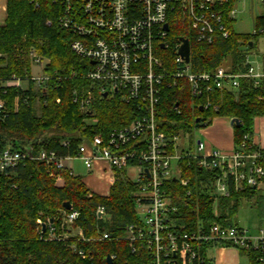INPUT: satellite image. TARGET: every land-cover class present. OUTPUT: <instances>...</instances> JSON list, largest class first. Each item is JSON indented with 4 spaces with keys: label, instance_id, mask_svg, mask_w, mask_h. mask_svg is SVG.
Returning a JSON list of instances; mask_svg holds the SVG:
<instances>
[{
    "label": "trees",
    "instance_id": "1",
    "mask_svg": "<svg viewBox=\"0 0 264 264\" xmlns=\"http://www.w3.org/2000/svg\"><path fill=\"white\" fill-rule=\"evenodd\" d=\"M38 3L36 7L32 0H7V17L0 27V79L16 77L30 81L27 92L19 88L7 89L5 94L0 91L10 111L8 116L0 118V150L11 147L20 152L47 150L76 155L82 143H89L97 135L107 137L114 129L129 126L137 116L136 109L115 95L99 97L91 114L81 111L74 100L89 83L70 77L72 70L84 71L81 59L71 50L75 36L59 27L58 17L62 13L59 4L51 0ZM239 3L240 0H227L220 6L224 24L232 34L229 39L217 40L211 45L195 42L179 13L171 17L167 41L173 44L181 38L190 40L194 72H211L218 68L231 73L245 70L242 64L246 53L257 49L264 34L233 31L230 13ZM48 21L51 25H47ZM256 21L257 29L264 28L263 17ZM33 51L49 60L45 73L55 78L37 91L30 80ZM157 53L166 56L165 64L171 66L170 51L158 46ZM262 97L264 87L256 89L251 80L242 79L237 91L224 90L213 95V101L220 106L218 111L201 112L203 101L195 100L188 81L180 79L176 86L165 89L159 106V126L169 136H185L206 126L205 121L210 116L237 118L241 125L234 126V141L239 146L245 134L252 135L254 119L264 117ZM176 107L180 114L175 111ZM66 140L70 141L67 148L62 145ZM180 167L182 177L189 180L188 186H182L178 180L167 184L178 209L172 216L178 227L194 231L212 224L238 226L233 220L242 201L255 198L258 188L233 192L228 198L218 197L213 194L209 172L187 160L181 162ZM55 174L63 178L62 186L56 185L46 163L29 160L0 174V264H108V256H115L113 264H151L148 249L141 248L132 254L127 242L114 240L124 236L130 225L139 224L133 199L135 184L128 170L116 172L109 197L92 193L81 177L68 171H55ZM65 202H70L73 211L79 212L74 226L82 230L84 240L77 237L64 241L52 239L62 233L59 214L65 210ZM100 205L106 209L101 218L97 214ZM51 219H54V231L50 228L43 231L38 220L48 224ZM105 232L114 239L98 240ZM210 248L205 245L201 249L204 264H214L208 257ZM80 251L88 255L87 259L80 257ZM241 252L247 256L249 264H255L253 253Z\"/></svg>",
    "mask_w": 264,
    "mask_h": 264
},
{
    "label": "built area",
    "instance_id": "2",
    "mask_svg": "<svg viewBox=\"0 0 264 264\" xmlns=\"http://www.w3.org/2000/svg\"><path fill=\"white\" fill-rule=\"evenodd\" d=\"M38 1L32 0L36 7H39ZM51 1L61 7L58 25L75 36L71 50L84 62L83 72H70V77L89 83L74 100L81 111L91 112L97 99L104 98V94L107 98L119 95L134 105L137 116L129 126L114 129L107 137L97 135L89 143H82L76 155L47 150L20 152L11 147L0 150V174L22 161H41L49 167L56 185L62 186L63 178L56 176L55 171L65 170L75 176L69 164L80 160L90 174L98 164L105 165L104 171L109 174L112 186L116 172L133 168V199L139 224L127 227L124 236L114 239L105 232L98 240L125 241L132 254L141 248L148 249L151 264H204L201 249L205 245L253 253L255 264H264V225L257 228L256 233L249 228L218 224L184 231L172 217L178 209L167 189L171 180L188 186L189 180L182 177L180 167L185 160L210 173L212 191L218 197L228 198L233 192L264 186V150L253 145L252 135L245 134L241 145L231 153L208 149L201 140L194 148L186 149L182 148V138L189 134L169 136L160 129L158 121L165 89L176 86L180 79L188 81L192 97L203 101L204 111H218L220 106L213 101V95L224 90L237 91L242 79L251 80L256 89L264 87V60L255 51L246 53L242 64L245 70L240 72L231 73L223 68L194 72L191 45L190 61L186 62L179 53L181 41L173 44L167 41L169 21L176 13L186 21L190 35L199 44L211 45L217 40L229 39L232 33L224 24L220 9L227 0ZM255 1L264 7V0ZM235 16L236 10H233L230 18ZM262 17L264 19V15ZM47 25H51V21ZM258 34H264V28H256L251 35ZM158 46L172 53L171 66L165 64L168 62L166 56L157 53ZM31 62L32 66H41L43 71L42 75L30 78L33 85L40 89L55 79L45 73L49 60L33 51ZM21 83L16 77L0 79V91L5 94L7 89L19 88L27 92L30 81L26 79V89ZM17 109L18 100L15 102ZM175 111L181 113L177 107ZM9 114L0 96V118ZM62 145L67 148L70 141H63ZM105 211L104 206H98V216L104 217ZM79 216L73 209L62 211L59 214L62 233L52 239L64 241L77 237L84 240L82 230L74 226ZM38 224L42 228L44 223L38 220ZM47 228L54 231L50 223ZM79 255L82 259L88 257L83 251ZM112 259L115 261V256Z\"/></svg>",
    "mask_w": 264,
    "mask_h": 264
},
{
    "label": "crops",
    "instance_id": "3",
    "mask_svg": "<svg viewBox=\"0 0 264 264\" xmlns=\"http://www.w3.org/2000/svg\"><path fill=\"white\" fill-rule=\"evenodd\" d=\"M263 15L264 13L259 17H262ZM6 17H7V0H0V27L5 24ZM259 17H257V19ZM231 20H233L235 23L236 16ZM253 51L257 52L260 58L264 60V37L259 39L257 44V49ZM235 94L237 96V93ZM230 121L231 120L226 118H219V117L216 118V122L214 123V126L210 128L211 129L210 138H209L210 144H207L208 149H221L228 153L234 151V149L236 148V144L234 141V127L231 125ZM252 142L255 147L264 150V117H257L254 119V125L252 130ZM74 162H78L81 167H84L83 163L80 160H73L72 162H70L69 166L72 169L73 174L75 176L81 177L83 183L92 193H95L102 197L110 196V189H111L110 177L109 174L104 171L106 169L105 165L98 164L96 166L95 171L92 174L88 173V171L85 169V173H83L82 175H78L75 173ZM88 180H92V182H95L96 184L97 183L102 184L105 190L100 191L92 188L90 185H88ZM259 193H260V197H262V195L264 194V186L258 187L256 197L258 196ZM237 225L238 227L247 228L239 224ZM259 227L260 226H258V228ZM226 255H228V258L227 261L226 262L224 261L223 264H241V260L244 258L247 260V264H249L247 256L243 254L240 250L235 248L211 247L208 251V257L213 261L214 264H217L218 257H222L226 259Z\"/></svg>",
    "mask_w": 264,
    "mask_h": 264
},
{
    "label": "rangeland",
    "instance_id": "4",
    "mask_svg": "<svg viewBox=\"0 0 264 264\" xmlns=\"http://www.w3.org/2000/svg\"><path fill=\"white\" fill-rule=\"evenodd\" d=\"M236 10V20L233 26L234 31L238 34H252L256 29L257 17L261 16L264 13V7L257 3L255 0H242L237 5ZM42 74L43 71L41 66H32V76H40ZM21 85L24 89H26V87L28 86L26 80L22 81ZM33 88L35 91L39 90L38 86L33 85ZM37 110H39V104H37ZM216 118L218 117H208L205 121L206 126H202L200 129L194 130L192 135H186L185 137H183L182 148L185 147L186 149H188L190 146L194 148L198 140H201L207 147V144H210V128L214 126ZM74 166L76 174L82 175L83 173H85V168L81 167L78 162H74ZM128 175L134 181L135 169L129 168ZM88 185L100 191L105 190L102 184H96L95 182H92V180H88ZM233 223L250 228L252 232L256 233L258 226L264 224V194L262 195V197H260L259 193L256 198H253L251 200H243L239 207L238 213L233 220ZM227 258L228 255H226V259L218 257L217 264H223L224 261H227ZM244 259L241 260V264H247V260Z\"/></svg>",
    "mask_w": 264,
    "mask_h": 264
},
{
    "label": "water",
    "instance_id": "5",
    "mask_svg": "<svg viewBox=\"0 0 264 264\" xmlns=\"http://www.w3.org/2000/svg\"><path fill=\"white\" fill-rule=\"evenodd\" d=\"M165 29L167 31L169 30L168 25L165 26ZM180 41H181L182 45H181V47L179 49V53H180L181 56H183L185 58L186 62H189L190 61V40L188 38H181ZM250 45H252V43H250ZM161 47H163V46H161ZM82 64L84 65V62H82ZM116 92H117V90H116ZM107 96H108L107 94H104V98H107ZM200 111L204 112V108L202 106H200ZM89 114H91V112H89ZM196 122H199V119H197ZM230 123H231V125L233 127L234 126H238L239 127L241 125L240 120L237 119V118L231 119ZM63 208L65 210H67V211H70V210L73 209V206H72V204L70 202H65L63 204ZM99 217L101 218L102 215L99 214ZM49 223L53 224L54 223V219H51V221ZM46 228H47V224L44 223L42 225L43 231H45ZM107 261H108V264H113V259H112L111 256L107 257Z\"/></svg>",
    "mask_w": 264,
    "mask_h": 264
}]
</instances>
